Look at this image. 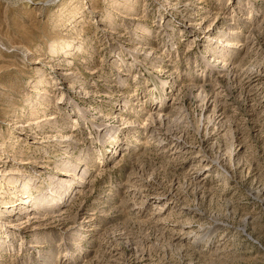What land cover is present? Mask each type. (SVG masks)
<instances>
[{"label":"rangeland","instance_id":"1","mask_svg":"<svg viewBox=\"0 0 264 264\" xmlns=\"http://www.w3.org/2000/svg\"><path fill=\"white\" fill-rule=\"evenodd\" d=\"M0 210V264H264V0H0Z\"/></svg>","mask_w":264,"mask_h":264},{"label":"bare ground","instance_id":"2","mask_svg":"<svg viewBox=\"0 0 264 264\" xmlns=\"http://www.w3.org/2000/svg\"><path fill=\"white\" fill-rule=\"evenodd\" d=\"M238 39V38H237ZM235 40H236V38H232V39H229V40H227L226 41V43L225 44H223V48H220L222 45H220V46H218V47H216L215 48V50H214V54H213V56H216V58H221L222 56L224 57V55H225V53H226V50H227V48H229V47H233L234 45H236L235 44ZM237 42V41H236ZM238 46V45H237ZM232 49V48H231ZM63 50H65L66 51V49H63ZM69 50V49H68ZM228 50H230V49H228ZM227 55V54H226ZM226 57V56H225ZM213 58V57H212ZM30 124V123H29ZM8 173V172H7ZM64 174L65 175H70V172H68V170H65V172H64ZM10 186H12V185H10ZM68 186V185H67ZM70 187V186H69ZM67 188L65 187V189L63 190V192L61 193V195H63L64 193H65V191L67 192ZM15 191H16V189H15ZM14 195V194H13ZM16 196V195H15ZM14 196V197H15ZM18 197V196H17ZM16 198V197H15ZM18 199V198H17ZM17 199H15V200H6V204L3 206L4 208H6V209H10L11 207H15L17 204H18V202H17ZM20 200V199H19ZM40 203H41V201H39ZM21 203V202H20ZM20 205V204H19ZM36 208H38V206H35V207H33L32 208V210H35ZM0 216H4V213L0 210Z\"/></svg>","mask_w":264,"mask_h":264}]
</instances>
